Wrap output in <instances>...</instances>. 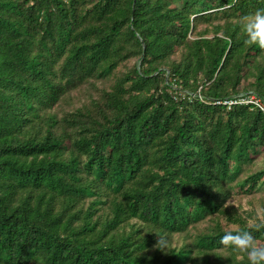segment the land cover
Here are the masks:
<instances>
[{
    "label": "trees",
    "instance_id": "obj_1",
    "mask_svg": "<svg viewBox=\"0 0 264 264\" xmlns=\"http://www.w3.org/2000/svg\"><path fill=\"white\" fill-rule=\"evenodd\" d=\"M260 8L0 0V264H249L220 238L264 215V116L224 101L264 102Z\"/></svg>",
    "mask_w": 264,
    "mask_h": 264
},
{
    "label": "clouds",
    "instance_id": "obj_2",
    "mask_svg": "<svg viewBox=\"0 0 264 264\" xmlns=\"http://www.w3.org/2000/svg\"><path fill=\"white\" fill-rule=\"evenodd\" d=\"M243 29L246 35V44L264 49V8L257 9L244 17ZM262 229H264V215L250 222L247 230L226 231L220 238V244L225 248H234L244 254L241 259L246 256L249 264H264V245L258 244L253 235V230L260 231ZM157 246L164 247L166 243H162L159 238Z\"/></svg>",
    "mask_w": 264,
    "mask_h": 264
},
{
    "label": "rangeland",
    "instance_id": "obj_3",
    "mask_svg": "<svg viewBox=\"0 0 264 264\" xmlns=\"http://www.w3.org/2000/svg\"><path fill=\"white\" fill-rule=\"evenodd\" d=\"M100 85H102V84H100ZM85 93H86V89L83 88L80 91H74L71 95H73V99L76 100L77 97L79 98L80 95L83 96ZM74 104H77V102H75ZM70 106L71 105H69V104H60V105H57L54 109L58 114H60L63 109H69ZM263 155H264V152H263ZM258 165L262 166V165H264V163H261V160H259ZM231 201L234 202L236 205H238L237 199H232ZM241 205H242L243 209L248 210V211L253 210V211H256L257 213L260 211L258 205H255L253 203L252 204L249 203L247 198L242 199ZM251 221H252V219H251ZM185 239H186V236H184V234H175L172 236V245L173 246H179V245H181V243Z\"/></svg>",
    "mask_w": 264,
    "mask_h": 264
},
{
    "label": "built area",
    "instance_id": "obj_4",
    "mask_svg": "<svg viewBox=\"0 0 264 264\" xmlns=\"http://www.w3.org/2000/svg\"><path fill=\"white\" fill-rule=\"evenodd\" d=\"M219 102V101H218ZM224 103H239V104H248L250 105V109H255L260 111L264 116V102L255 94L249 93L243 97H239L234 100L224 101Z\"/></svg>",
    "mask_w": 264,
    "mask_h": 264
}]
</instances>
